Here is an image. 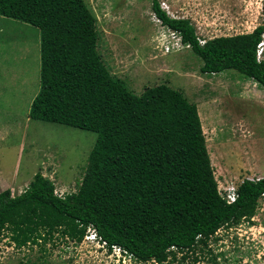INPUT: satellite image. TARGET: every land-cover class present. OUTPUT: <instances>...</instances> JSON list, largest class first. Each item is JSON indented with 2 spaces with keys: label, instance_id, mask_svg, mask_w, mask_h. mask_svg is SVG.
Here are the masks:
<instances>
[{
  "label": "trees",
  "instance_id": "1",
  "mask_svg": "<svg viewBox=\"0 0 264 264\" xmlns=\"http://www.w3.org/2000/svg\"><path fill=\"white\" fill-rule=\"evenodd\" d=\"M152 11L201 60L202 74L236 71L264 89V61L257 59L264 0L263 22L252 32L203 45L190 20L169 17L158 0ZM0 17L40 34L39 90L29 118L96 134L75 193L59 197L40 173L17 196L0 192V243L6 236L17 248L45 245L60 234L79 244L92 228L142 264H171L178 254L183 264L220 229L253 218L264 177L239 183L228 205L218 194L196 105L166 85L137 95L112 77L83 0H0Z\"/></svg>",
  "mask_w": 264,
  "mask_h": 264
},
{
  "label": "rangeland",
  "instance_id": "2",
  "mask_svg": "<svg viewBox=\"0 0 264 264\" xmlns=\"http://www.w3.org/2000/svg\"><path fill=\"white\" fill-rule=\"evenodd\" d=\"M83 1L96 18L97 51L112 77L137 95L166 85L196 105L221 193L264 177L262 87L236 71L202 74L201 60L155 18L152 0ZM158 1L169 17L190 20L201 43L250 33L263 22V0ZM39 38L36 28L0 17V192L17 196L40 173L63 197L78 190L96 134L29 118L39 90ZM261 44L264 61V33ZM208 244L183 264H264V196L250 221L220 229ZM96 246L55 234L45 245L17 249L5 237L0 264H115Z\"/></svg>",
  "mask_w": 264,
  "mask_h": 264
},
{
  "label": "built area",
  "instance_id": "3",
  "mask_svg": "<svg viewBox=\"0 0 264 264\" xmlns=\"http://www.w3.org/2000/svg\"><path fill=\"white\" fill-rule=\"evenodd\" d=\"M158 20V19H157ZM159 21V20H158ZM161 24V23H160ZM171 31V30H170ZM172 32V35L173 36H176L177 34L174 33L173 31ZM178 36V35H177ZM179 37V36H178ZM180 41H181V38L179 37ZM199 43L201 45L204 44L201 43L199 41ZM261 47V45L258 46V51H259V48ZM168 49V48H166ZM258 54L259 52H257V59H258ZM259 60V59H258ZM236 190H237V186L236 187H231L230 189H228L225 193H221V191L218 189V194L220 195V197L225 200V202L229 205V204H232L234 203V201L236 200L237 198V194H236ZM89 232L88 236L85 237L84 239H87V238H90L94 243L97 244V248L99 251H102V255H106L111 261L115 262V264H142L140 262H137L131 254H129L126 250L118 247V246H111V247H108L106 242L102 241L100 239V237L97 236L95 230H93L92 228H88L87 230ZM6 237V236H5ZM83 239V241H84ZM4 240V238H3ZM2 240V242H3ZM1 242V243H2ZM6 242L7 243H10L12 245L15 246V244L9 239V237H6ZM0 243V244H1ZM29 245V244H27ZM17 248V247H16ZM18 249V248H17ZM156 264V263H155Z\"/></svg>",
  "mask_w": 264,
  "mask_h": 264
},
{
  "label": "clouds",
  "instance_id": "4",
  "mask_svg": "<svg viewBox=\"0 0 264 264\" xmlns=\"http://www.w3.org/2000/svg\"><path fill=\"white\" fill-rule=\"evenodd\" d=\"M155 18H156V17H155ZM156 19H157V18H156ZM161 25H162V24H161ZM198 40H199V39H198ZM204 42H205V41H204ZM200 45H201V44H200ZM259 45H262V44L260 43ZM259 45H258V46H259ZM55 194H56V193H55ZM236 194H237V193H236ZM59 197H60V196H59ZM87 230H88V229H87ZM93 230H94V229H93ZM88 234H89V232H88V231H86V234H85L84 238H85V237H87V236H88ZM216 234H217V233H216ZM84 238H83V239H84ZM82 241H83V240H82ZM82 241H81V242H82Z\"/></svg>",
  "mask_w": 264,
  "mask_h": 264
},
{
  "label": "crops",
  "instance_id": "5",
  "mask_svg": "<svg viewBox=\"0 0 264 264\" xmlns=\"http://www.w3.org/2000/svg\"><path fill=\"white\" fill-rule=\"evenodd\" d=\"M176 19H177V18H176ZM250 230H251V229H250ZM217 259H218V261H219L220 258L218 257ZM243 261H244V260H243ZM246 261H247V260H246Z\"/></svg>",
  "mask_w": 264,
  "mask_h": 264
}]
</instances>
